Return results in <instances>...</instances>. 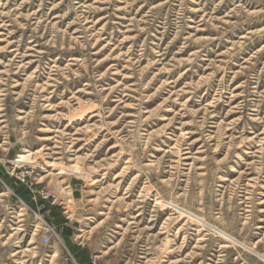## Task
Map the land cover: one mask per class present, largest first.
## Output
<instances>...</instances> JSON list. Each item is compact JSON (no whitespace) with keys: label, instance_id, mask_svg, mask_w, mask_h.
<instances>
[{"label":"rangeland","instance_id":"1","mask_svg":"<svg viewBox=\"0 0 264 264\" xmlns=\"http://www.w3.org/2000/svg\"><path fill=\"white\" fill-rule=\"evenodd\" d=\"M0 264H264V0H0Z\"/></svg>","mask_w":264,"mask_h":264},{"label":"bare ground","instance_id":"2","mask_svg":"<svg viewBox=\"0 0 264 264\" xmlns=\"http://www.w3.org/2000/svg\"><path fill=\"white\" fill-rule=\"evenodd\" d=\"M223 181V180H222Z\"/></svg>","mask_w":264,"mask_h":264}]
</instances>
